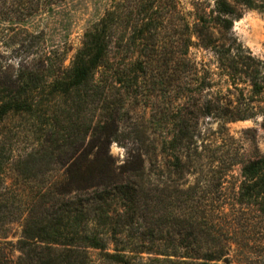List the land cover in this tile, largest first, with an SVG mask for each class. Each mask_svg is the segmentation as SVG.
Returning <instances> with one entry per match:
<instances>
[{"label": "trees", "instance_id": "obj_1", "mask_svg": "<svg viewBox=\"0 0 264 264\" xmlns=\"http://www.w3.org/2000/svg\"><path fill=\"white\" fill-rule=\"evenodd\" d=\"M19 1L27 6L16 10L9 0H0V19L18 15L24 20L42 4L58 0ZM191 7L188 15L178 0H111L102 18L86 30L71 66L47 76L52 79L49 84L43 71L28 63L14 81L0 80V125L10 116L35 112V98L46 87L56 97H71L80 112L90 110L97 117L89 126L91 143L82 148L53 191L33 196L24 213L20 206L14 211L8 206L3 175L12 153L0 142V227L24 220L22 239L16 244L20 256L12 260L0 244V264H92L91 251H99L111 264H232L233 242L224 238L218 224L205 217L201 223L198 214H180L174 222L155 220L145 234L135 236V224L152 207L149 195L141 194L145 163L139 156L134 166H118L109 152L117 139L123 101L141 79H156V65L162 69L160 84L177 83L182 94L195 95L212 88L211 71L190 55L194 45L217 56L220 68L235 87L247 79L254 95L263 93L264 87L257 81L261 62L228 35L246 10L264 13V0H192ZM206 109L208 117L229 121L250 117L212 101ZM89 129L79 133L81 139ZM182 144V136L176 134L162 146L175 161V173L186 167L178 153ZM65 145L60 151L68 158L77 149L73 142ZM49 155L56 157L53 149ZM42 160L30 153L22 162L30 165ZM133 173H139L141 181L124 178ZM240 175V204H250L249 199L264 194V154L245 162ZM179 187H173L178 195L169 197L193 202L191 190ZM48 198L55 200L50 209L35 210L46 205ZM165 227H169V239L163 233Z\"/></svg>", "mask_w": 264, "mask_h": 264}, {"label": "rangeland", "instance_id": "obj_2", "mask_svg": "<svg viewBox=\"0 0 264 264\" xmlns=\"http://www.w3.org/2000/svg\"><path fill=\"white\" fill-rule=\"evenodd\" d=\"M178 1L189 15L192 0ZM9 2L16 10L27 6L24 1ZM110 2L58 0L42 4L37 13L24 20L18 15L0 19V80L14 81L28 63L39 67L49 84L52 79L47 76L58 75L71 66L86 30L102 18ZM215 36L222 39L218 33ZM228 37L236 38L261 62L257 81L264 87V13L246 10ZM190 55L211 71L212 88L192 95L182 94L177 83L163 86L158 64L154 71L156 79H141L123 101L117 139L109 152L118 166H134L136 157H142L145 189L141 194H148L152 201V207L146 210L142 205V216L147 219H139L133 234H145L155 220L174 222L180 214H198L201 223L205 217L218 224L224 238L233 242L229 255L232 264H264V194L252 197L250 204L245 205L240 204L238 196L242 165L264 154V91L254 95L247 79L235 87L209 49L194 45ZM51 90L46 87L36 96L35 112L10 116L0 125V142L12 153L3 175L12 211L20 206L22 213L27 212L33 196L52 192L69 165L80 157L82 148L92 141L89 126L96 122V115L90 110L80 112L71 97H56ZM209 101L250 117L239 121L208 117L205 113ZM87 129L89 132L81 139L79 133ZM176 134L182 136L178 153L186 164L183 172L178 173L172 166L174 159L162 150L164 140ZM68 141L77 150L67 158L61 155L60 147ZM52 149L56 156L53 159L49 155ZM30 153L43 160L24 164V157ZM138 174L124 178L141 181ZM177 185L180 190H191L193 202L169 197L178 195L173 193ZM44 201L46 205L36 206L35 210H48L55 200ZM23 227V219L0 227V244L12 260L20 256L16 244L22 239ZM167 229L163 233L169 239ZM91 257L92 264H111L99 251H91Z\"/></svg>", "mask_w": 264, "mask_h": 264}]
</instances>
